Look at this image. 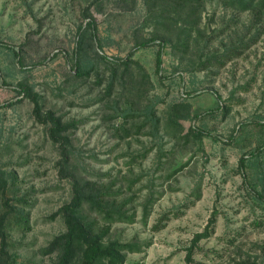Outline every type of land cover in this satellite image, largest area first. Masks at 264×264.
Returning <instances> with one entry per match:
<instances>
[{
  "label": "rangeland",
  "instance_id": "1",
  "mask_svg": "<svg viewBox=\"0 0 264 264\" xmlns=\"http://www.w3.org/2000/svg\"><path fill=\"white\" fill-rule=\"evenodd\" d=\"M21 82L70 124L66 145ZM75 182L93 198L85 221L134 246L126 264H186L214 214L191 264H264L253 13L231 0H0V264L58 262Z\"/></svg>",
  "mask_w": 264,
  "mask_h": 264
},
{
  "label": "trees",
  "instance_id": "2",
  "mask_svg": "<svg viewBox=\"0 0 264 264\" xmlns=\"http://www.w3.org/2000/svg\"><path fill=\"white\" fill-rule=\"evenodd\" d=\"M231 6L242 11H251L256 24L264 30V0H231ZM88 25L94 29V36L97 38V28L94 22H89ZM142 45L145 46L146 43ZM132 58L133 53L128 56V64ZM162 64V51H160L156 60L158 72L161 71ZM76 73L79 77L85 76L79 65H76ZM18 87L20 93L33 103V112L37 121L49 125L52 140L61 145H66L68 139L65 134L70 128V124H66L62 117L57 116L55 112L45 111L39 93L29 83L21 82ZM187 111L188 114L184 116L186 118L190 116V110ZM241 163L243 165L244 161ZM91 199L93 198L86 197L79 184L75 182L73 199L60 212L64 216L67 232L57 237L53 243L54 246L60 249L58 262L54 264H126L127 254L135 251L134 246L130 243L105 242V238L96 232L93 225L85 221L82 216V207L86 200ZM215 221L216 214L210 219L206 230L194 236L191 245L187 248L186 264L194 262L195 250L200 241L211 237L213 234L212 225ZM4 223L5 219L2 218L0 221V234L3 236L2 227ZM3 242H5L4 238Z\"/></svg>",
  "mask_w": 264,
  "mask_h": 264
}]
</instances>
